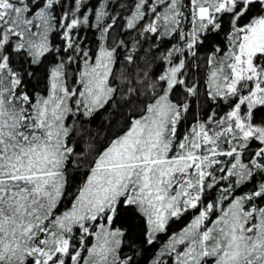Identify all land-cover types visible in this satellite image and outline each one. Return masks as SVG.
Returning a JSON list of instances; mask_svg holds the SVG:
<instances>
[{
    "label": "snow or ice",
    "instance_id": "6c2138e0",
    "mask_svg": "<svg viewBox=\"0 0 264 264\" xmlns=\"http://www.w3.org/2000/svg\"><path fill=\"white\" fill-rule=\"evenodd\" d=\"M0 264H264V0H0Z\"/></svg>",
    "mask_w": 264,
    "mask_h": 264
},
{
    "label": "trees",
    "instance_id": "16d2710c",
    "mask_svg": "<svg viewBox=\"0 0 264 264\" xmlns=\"http://www.w3.org/2000/svg\"><path fill=\"white\" fill-rule=\"evenodd\" d=\"M41 71H42V69H37V75L39 76L40 75V73H41ZM33 83H35V81H33ZM102 116H103V114H101ZM99 123H100V117H97V120H96V122L92 125V127H97L98 125H99ZM172 230H175V228H173ZM165 239H167V237L166 236H161V241H163V240H165ZM125 252H127V249H125Z\"/></svg>",
    "mask_w": 264,
    "mask_h": 264
}]
</instances>
